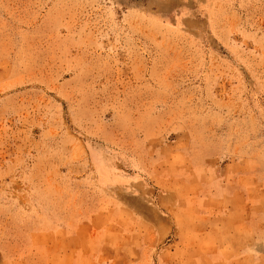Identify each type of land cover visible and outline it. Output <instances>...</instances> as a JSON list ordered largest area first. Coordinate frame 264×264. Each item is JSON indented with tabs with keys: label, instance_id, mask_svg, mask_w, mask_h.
<instances>
[{
	"label": "rangeland",
	"instance_id": "rangeland-1",
	"mask_svg": "<svg viewBox=\"0 0 264 264\" xmlns=\"http://www.w3.org/2000/svg\"><path fill=\"white\" fill-rule=\"evenodd\" d=\"M0 264H264V0H0Z\"/></svg>",
	"mask_w": 264,
	"mask_h": 264
}]
</instances>
